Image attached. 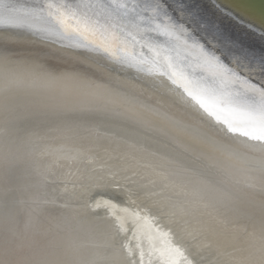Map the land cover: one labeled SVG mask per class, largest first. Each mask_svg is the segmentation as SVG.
I'll use <instances>...</instances> for the list:
<instances>
[{"label":"bare ground","instance_id":"bare-ground-1","mask_svg":"<svg viewBox=\"0 0 264 264\" xmlns=\"http://www.w3.org/2000/svg\"><path fill=\"white\" fill-rule=\"evenodd\" d=\"M86 3L160 5L185 23L178 0ZM205 19L169 36L212 87L188 84L131 27L72 23L61 0H0V264H135L127 233L169 264L186 251L264 264V45ZM98 192L113 200L90 205Z\"/></svg>","mask_w":264,"mask_h":264},{"label":"snow or ice","instance_id":"snow-or-ice-1","mask_svg":"<svg viewBox=\"0 0 264 264\" xmlns=\"http://www.w3.org/2000/svg\"><path fill=\"white\" fill-rule=\"evenodd\" d=\"M61 2L72 23L79 20L80 22L102 23L109 28L113 24L120 25L122 28L131 27L135 36L148 45L150 50L155 49L160 58L170 64L171 69L188 84L212 87L218 83L215 75L199 58L193 56L186 46H181L178 39L169 36L170 32L183 37L191 36L194 34L193 26L197 24L209 27V21L205 19L209 7L204 0H178L179 10L177 12L185 23L177 22L160 5H155L148 10L137 9L135 14L129 16L125 14L126 9L123 11L108 8L100 10L87 4L86 0H61ZM173 7L176 6L173 5ZM135 16H142L145 19L133 24L131 21ZM160 21L164 23L163 30L158 27ZM189 24L192 26L189 27ZM121 35L125 34L121 33ZM249 87H254V85H249ZM260 89H264V85L260 86Z\"/></svg>","mask_w":264,"mask_h":264},{"label":"water","instance_id":"water-1","mask_svg":"<svg viewBox=\"0 0 264 264\" xmlns=\"http://www.w3.org/2000/svg\"><path fill=\"white\" fill-rule=\"evenodd\" d=\"M209 7L208 15L216 20L220 24L228 27L231 31H236L239 35H242L240 28L248 29L252 31L253 35L258 33L262 34V39L259 36H253L252 34H244V38L249 41L254 42L258 45L262 44L264 41V0H204ZM201 27V26H199ZM259 37V38H256ZM263 40V41H262ZM263 47V46H262ZM102 194V195H101ZM104 193H94L89 199L90 205L96 201L97 198L108 199ZM102 213L110 215L109 209L101 210ZM113 224L118 229L120 234H122V229L116 220ZM138 245L132 238L130 233L127 235H122V240L120 242V247L124 249L125 253L130 254L131 259L134 260L135 264H169L165 257H162L156 252H150ZM182 253L181 259L177 264H196L191 259V256L186 251ZM176 264V263H175Z\"/></svg>","mask_w":264,"mask_h":264}]
</instances>
